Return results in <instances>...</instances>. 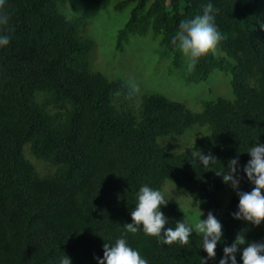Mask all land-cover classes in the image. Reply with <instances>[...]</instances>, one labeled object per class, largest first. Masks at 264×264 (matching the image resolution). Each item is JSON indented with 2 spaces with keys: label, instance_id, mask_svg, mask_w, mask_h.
Wrapping results in <instances>:
<instances>
[{
  "label": "trees",
  "instance_id": "trees-1",
  "mask_svg": "<svg viewBox=\"0 0 264 264\" xmlns=\"http://www.w3.org/2000/svg\"><path fill=\"white\" fill-rule=\"evenodd\" d=\"M63 0H6L10 43L0 48V264H97L104 244L124 236L148 264H200L207 253L195 233L186 246L162 245L141 229L124 235L142 186L164 191L166 183L185 190L204 218L220 220L224 241L208 264H219L225 246L242 233L247 243H264V222L251 225L233 218L239 197L228 207L226 189L191 151L165 149L159 139H182L206 129L197 146L213 153L227 168L238 158L240 191L252 185L243 167L254 144L264 145V0H122L116 10L130 9L118 34L123 45L137 36L160 39L164 53L182 20L202 15L212 3L222 35L223 56L201 58L191 82L214 72L232 73L234 100L204 103L192 112L165 96L145 95L138 107L130 88L91 69L93 42L84 39V19H68ZM72 1V0H70ZM165 146V145H164ZM175 188V187H169ZM165 197V196H164ZM169 201L160 211L175 228L187 220ZM241 252L237 264H243Z\"/></svg>",
  "mask_w": 264,
  "mask_h": 264
},
{
  "label": "clouds",
  "instance_id": "clouds-1",
  "mask_svg": "<svg viewBox=\"0 0 264 264\" xmlns=\"http://www.w3.org/2000/svg\"><path fill=\"white\" fill-rule=\"evenodd\" d=\"M6 0H0V48L10 43V36L7 34L11 29L9 15L4 11ZM214 6L212 3L202 5V15H197L190 20H182L179 23L178 31L172 38L186 60L188 73L194 71L199 60L208 54H215L222 35L215 24ZM140 92L138 85H131L129 95L134 96ZM251 159L243 167V173L247 180L254 185L250 192L240 191L239 159H230L227 170L220 164L211 153L203 154L201 150H192L191 156L197 159L203 167L208 168L219 164L215 174L221 176L225 185H230L232 190L239 197L238 211L233 218L243 220L254 227H259L264 222V145L254 143L246 152ZM169 201L165 200L160 190H154L145 185L140 187L137 193L135 209L131 211L132 223L124 225V235L136 234L143 231L146 237L158 238L162 245L173 246L178 244L183 247L189 244L193 233L202 237V249L207 253L206 258H201L200 264H208V260L215 259L216 248L223 237V226L221 222L209 212L207 219H201L204 214L194 222L183 219L177 222L175 228L169 227L162 230L168 223L162 206ZM241 252L243 264H264V243H247L242 233L237 234L231 246H225L223 257L219 264H237L236 254ZM103 258L94 257L97 264H148V261L141 257L140 253L128 246L127 240L122 236L117 239L115 245L104 244ZM60 264H71L70 259L64 255Z\"/></svg>",
  "mask_w": 264,
  "mask_h": 264
},
{
  "label": "rangeland",
  "instance_id": "rangeland-1",
  "mask_svg": "<svg viewBox=\"0 0 264 264\" xmlns=\"http://www.w3.org/2000/svg\"><path fill=\"white\" fill-rule=\"evenodd\" d=\"M120 1L122 0H63L60 2V10L66 18L84 19L81 35L84 39L93 42L88 57L92 70L101 72L111 80H120L129 88L133 84L138 85L140 92L132 101L136 107L139 106L143 96L152 94L183 103L192 112H201L204 103L209 101L220 98L234 100L230 86L232 73L214 72L200 83L191 82L186 60L179 49L165 54L161 49L160 39L153 35L133 37L119 46L118 34L127 24L131 12L129 8L122 12L117 11L116 6ZM214 55L223 56L224 54L217 46ZM193 130L182 139L175 137L159 139V143L165 149L176 153L201 150L197 142L200 137L207 134V131L199 128ZM201 151L203 154H208L203 149ZM211 154L216 157L213 153ZM217 160L227 170L218 158ZM219 167V164L210 166V171L216 178L222 180V177L217 176L214 171ZM169 187L175 188L168 189ZM163 194L178 206L188 221L194 222L199 218L201 210L192 206L185 190L166 183ZM233 196L234 191L231 186L226 185L220 197L225 207L229 206ZM201 219H205L204 215ZM245 227L247 232L251 224L245 222ZM223 241L224 230L221 243Z\"/></svg>",
  "mask_w": 264,
  "mask_h": 264
}]
</instances>
